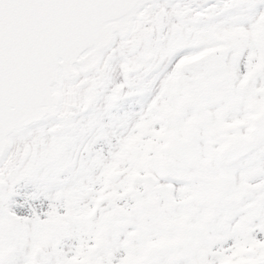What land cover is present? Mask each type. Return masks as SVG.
Wrapping results in <instances>:
<instances>
[{"label":"snow or ice","instance_id":"obj_1","mask_svg":"<svg viewBox=\"0 0 264 264\" xmlns=\"http://www.w3.org/2000/svg\"><path fill=\"white\" fill-rule=\"evenodd\" d=\"M0 264H264V0H0Z\"/></svg>","mask_w":264,"mask_h":264}]
</instances>
